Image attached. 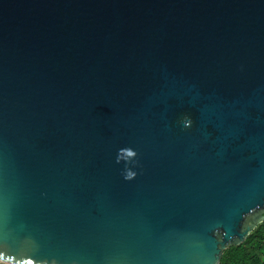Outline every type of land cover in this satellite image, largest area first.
I'll use <instances>...</instances> for the list:
<instances>
[{"label":"water","instance_id":"water-1","mask_svg":"<svg viewBox=\"0 0 264 264\" xmlns=\"http://www.w3.org/2000/svg\"><path fill=\"white\" fill-rule=\"evenodd\" d=\"M264 222V0H0V263L220 264Z\"/></svg>","mask_w":264,"mask_h":264},{"label":"trees","instance_id":"trees-1","mask_svg":"<svg viewBox=\"0 0 264 264\" xmlns=\"http://www.w3.org/2000/svg\"><path fill=\"white\" fill-rule=\"evenodd\" d=\"M220 264H264V222L243 244L224 251Z\"/></svg>","mask_w":264,"mask_h":264},{"label":"rangeland","instance_id":"rangeland-1","mask_svg":"<svg viewBox=\"0 0 264 264\" xmlns=\"http://www.w3.org/2000/svg\"><path fill=\"white\" fill-rule=\"evenodd\" d=\"M1 264V263H0Z\"/></svg>","mask_w":264,"mask_h":264}]
</instances>
